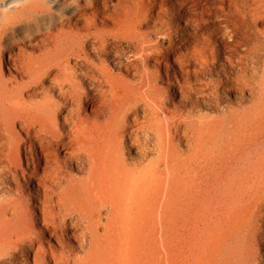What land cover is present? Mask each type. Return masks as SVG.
I'll return each instance as SVG.
<instances>
[{
  "label": "bare ground",
  "instance_id": "6f19581e",
  "mask_svg": "<svg viewBox=\"0 0 264 264\" xmlns=\"http://www.w3.org/2000/svg\"><path fill=\"white\" fill-rule=\"evenodd\" d=\"M244 1L0 0V14L13 8L0 23V175L16 180L0 200V264H19L17 255L20 264H115L131 252V204L146 196L162 206L165 264H264V251L259 263L255 246L235 241L241 221L257 220L264 166L244 174L248 195L210 233L204 215L232 155L264 141V128L173 102L219 104L230 79H214L210 64L221 47L244 44ZM251 1L260 17L264 0ZM125 49L133 56L122 66L128 74L149 60L164 70L145 68L136 85L116 87L107 60L121 67ZM163 73L165 89L157 86ZM182 137L187 154L179 153ZM133 150L139 161L128 156ZM19 173L35 194L24 195ZM67 237L86 246L83 256L72 255Z\"/></svg>",
  "mask_w": 264,
  "mask_h": 264
},
{
  "label": "rangeland",
  "instance_id": "374dc122",
  "mask_svg": "<svg viewBox=\"0 0 264 264\" xmlns=\"http://www.w3.org/2000/svg\"><path fill=\"white\" fill-rule=\"evenodd\" d=\"M59 1L67 2L70 0H59ZM68 6H69L68 8L73 7L72 4L70 5V3L68 4ZM2 7L5 6L3 5ZM241 7H244L242 8V10L245 11L244 12L245 16L243 14V18H241V20L238 21V25H239L238 28L239 30L246 33L245 34L246 40L244 44L241 47H236L237 48L236 51H232L231 48L221 47L223 49H221L220 54L217 57H215V59L210 64V67L212 69L211 71L215 73V75H213L214 79H216L217 81H219L218 79H222L223 81L226 78L230 79L229 85H225L223 83L221 84V88L219 91L220 93L219 104L215 105L213 108H211V110H209L200 105L186 104L180 98H175L173 102L175 103V105L179 107L181 106L185 107V109L197 110L199 108V111H201L202 113H208L210 117L213 115L215 116L218 115L221 117L222 115L223 116L228 115L231 118L233 117L234 121H236L240 126H242L241 128L243 127L246 129L256 128L257 126L258 129L259 128L262 129L264 128L263 127L264 126V21H263L264 10L260 14V17L256 18L252 14L251 0H245L243 2V6ZM12 9L13 8L4 9L3 14H0V23L6 20V18L11 14ZM242 19L245 20L243 21ZM110 25L111 23L109 24V26ZM246 28L249 30H246ZM166 45L167 43L164 44V46ZM5 56L7 55L5 54ZM130 59L132 61L133 56H131L130 52L125 49L124 53L122 54V57H120V60L122 62L121 67H117L116 65H113L112 63L108 62L109 60H107V66H109V70L112 71L113 76L116 75L124 79L123 80L122 78H118L115 76L114 85L116 87L124 88L126 86L136 85L139 81L138 79L140 78V74L143 73V70H145V68L146 69L149 68V70L151 69V71H156L158 69L162 71V68L164 70V64H161L159 66L156 60H149L148 63L147 62L145 64L143 63L144 66L142 65V62L141 63L138 62L137 65H134V67L131 66V71L128 74L127 72H125L122 66L123 64L127 63ZM147 64L148 66H145ZM178 70H179L178 66L176 65L173 66V73L176 72L175 74L177 76H179ZM1 73L4 77L9 76L7 70L4 68H2ZM161 78H159L157 82L158 84L157 86L161 87L162 89L163 88L165 89L168 87L166 75L163 73ZM235 85H239V87ZM36 98L38 99L39 96H36ZM96 108H100V106H97ZM87 115H88L87 117L91 120H96V119L100 120L104 118L102 114H93L91 111H87ZM238 115L239 118L237 117ZM16 130H18V128H16ZM263 143L264 141H261L255 144V146L253 145L251 147H249L248 145H243L244 149L240 154L236 153L235 155H232L231 163L227 164L229 165V167L227 168L228 170L225 172L221 186L218 188L219 190H215L214 192H212L206 202L209 210L204 215H206V221H208L205 222L206 223L205 225L206 227L210 228L209 233L213 231V229L216 226V223L215 224L213 223L219 220L218 218L219 216L224 215V212L228 209L229 206L240 205L244 201L245 196L248 195V191L250 187L248 182L245 180L244 174L245 173L251 174V172L253 173L257 167L260 168L261 166H264ZM178 149H180L179 153L182 152L185 153L186 151L188 153L190 151V146L188 142L183 139V137L179 140ZM154 155H155V151L154 149H152L148 153V157H153ZM59 156L62 157L63 153H60ZM128 156L130 157L131 161H139V159H141L140 156L134 150L131 151ZM19 158H21L22 161L25 160L23 154L19 155ZM68 171L72 176L74 175L73 177L76 179L80 178V176L82 177L83 175L82 172L76 169L75 165H71ZM17 181L23 185V192L26 197L35 194V189L32 186L28 187L25 184L26 182L22 178L20 173ZM15 182L16 180L14 179L10 180L8 178H5L3 175H0V200L6 193L7 188L13 187L15 185ZM251 183L254 184L253 179ZM137 201L140 202L137 203ZM137 201L131 204V252L127 253L126 257L123 258L122 260L116 261L115 264H165L164 251H163L164 243H163L161 223H160V212L162 209L161 203L159 200H154V198L150 196H146L144 197V199ZM263 208H264V200L260 199L259 202L257 203V207L255 211L257 220L254 221V223L248 221V218L245 216L244 213H240L242 219L246 222L248 221L249 224L242 223L241 221L239 224L241 225L242 223L245 225H241V226L239 225L240 228H238L239 231L237 230V234L235 237L236 238L235 241L236 242L238 241L237 243L240 242L246 246L256 247L258 255L257 254L255 255V261H258L259 263L262 258V252L264 251ZM241 212H246V211H241ZM246 214L247 216L249 215L248 213ZM243 217L244 218L246 217L247 220L244 219ZM250 224L252 226H250ZM243 226L245 228L246 226H248L247 227L248 229L246 228L247 229L246 230ZM249 228H251V230ZM36 229L40 230V226L38 224L36 225ZM98 230L99 233L102 232L101 228H99ZM249 230L252 232H250ZM240 236L242 237L241 240H240ZM46 237L49 243L53 246V248L60 247L54 238L48 236ZM65 243L68 245V248L70 252H72V255L74 257L83 256L86 246H83L82 248L79 247L77 240L74 239L73 237L65 238ZM210 255L211 254H208V256ZM19 260H20V256L17 255L16 261L20 264Z\"/></svg>",
  "mask_w": 264,
  "mask_h": 264
}]
</instances>
